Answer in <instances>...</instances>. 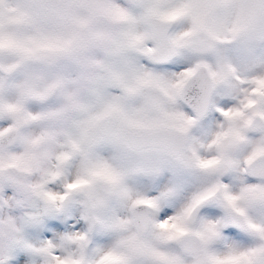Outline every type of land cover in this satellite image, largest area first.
<instances>
[{
    "label": "snow or ice",
    "instance_id": "1",
    "mask_svg": "<svg viewBox=\"0 0 264 264\" xmlns=\"http://www.w3.org/2000/svg\"><path fill=\"white\" fill-rule=\"evenodd\" d=\"M141 18L151 25L146 34ZM174 24L179 30L170 31ZM129 47L191 54L213 81L226 82L236 106L220 110L229 125L213 141L217 155L192 152L205 179L133 191L131 170L100 154L110 144L141 147L127 135L143 126L139 111L106 91L134 95L150 84L117 70ZM5 123L25 153L6 157L0 149V166L64 148L56 159L81 160L69 188L102 182L130 204L128 217L106 225L119 231L122 249L101 264H131L129 250L145 264H264V0H0V128ZM41 145L50 151H34ZM178 250L185 260L173 258ZM25 259L20 253L13 264Z\"/></svg>",
    "mask_w": 264,
    "mask_h": 264
},
{
    "label": "clouds",
    "instance_id": "2",
    "mask_svg": "<svg viewBox=\"0 0 264 264\" xmlns=\"http://www.w3.org/2000/svg\"><path fill=\"white\" fill-rule=\"evenodd\" d=\"M139 29L146 34L151 25L141 18ZM177 30L179 25L170 26V31ZM200 62L188 53L142 54L129 47L116 63L121 74L133 80L147 76L151 81L134 95H124L115 86L106 89L112 96H124L125 107L137 109L143 122L142 127L127 130L141 145L139 150L111 144L100 149L106 159L115 158L118 167L131 170L127 184L133 191L206 178L192 152L203 159L217 155L213 141L229 125L220 110L235 107L236 101L225 81H213L206 69L197 67ZM189 71L192 75L186 78ZM181 127L184 131L178 130ZM11 128L9 123L0 128V149L6 157L23 156L25 147L9 134ZM23 131L17 130V134ZM34 151L50 150L41 145ZM63 151L66 149L57 147L49 156L28 164L8 166L10 160H6L0 166V252L4 264H13L20 253L26 256L23 264H101L104 254L122 249L119 231L106 225L128 217L130 204L102 182L69 188L80 177L81 160L76 155L56 159ZM45 247L52 251L31 250ZM126 255L131 264H145L140 252L129 250ZM173 258L179 262L185 255L178 250Z\"/></svg>",
    "mask_w": 264,
    "mask_h": 264
}]
</instances>
